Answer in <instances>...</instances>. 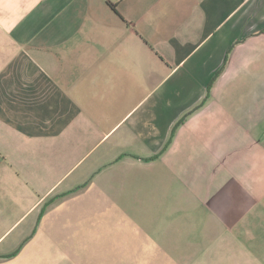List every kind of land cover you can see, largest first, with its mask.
I'll return each mask as SVG.
<instances>
[{
    "label": "crops",
    "instance_id": "obj_1",
    "mask_svg": "<svg viewBox=\"0 0 264 264\" xmlns=\"http://www.w3.org/2000/svg\"><path fill=\"white\" fill-rule=\"evenodd\" d=\"M0 264H264V0H0Z\"/></svg>",
    "mask_w": 264,
    "mask_h": 264
},
{
    "label": "trees",
    "instance_id": "obj_2",
    "mask_svg": "<svg viewBox=\"0 0 264 264\" xmlns=\"http://www.w3.org/2000/svg\"><path fill=\"white\" fill-rule=\"evenodd\" d=\"M114 10L116 9L115 6H113Z\"/></svg>",
    "mask_w": 264,
    "mask_h": 264
}]
</instances>
